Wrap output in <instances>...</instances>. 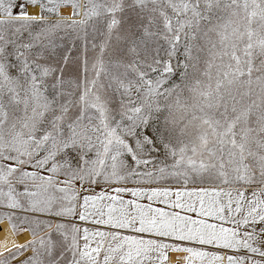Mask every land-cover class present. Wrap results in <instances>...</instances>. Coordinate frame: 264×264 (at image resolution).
I'll use <instances>...</instances> for the list:
<instances>
[{"label":"snow or ice","instance_id":"1","mask_svg":"<svg viewBox=\"0 0 264 264\" xmlns=\"http://www.w3.org/2000/svg\"><path fill=\"white\" fill-rule=\"evenodd\" d=\"M0 264H264V0H0Z\"/></svg>","mask_w":264,"mask_h":264}]
</instances>
